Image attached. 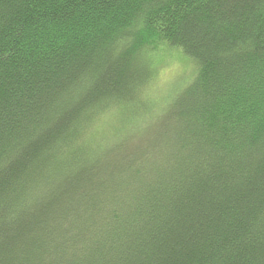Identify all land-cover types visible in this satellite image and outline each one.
Listing matches in <instances>:
<instances>
[{"label":"trees","instance_id":"16d2710c","mask_svg":"<svg viewBox=\"0 0 264 264\" xmlns=\"http://www.w3.org/2000/svg\"><path fill=\"white\" fill-rule=\"evenodd\" d=\"M0 264H264V0H0Z\"/></svg>","mask_w":264,"mask_h":264},{"label":"rangeland","instance_id":"374dc122","mask_svg":"<svg viewBox=\"0 0 264 264\" xmlns=\"http://www.w3.org/2000/svg\"><path fill=\"white\" fill-rule=\"evenodd\" d=\"M157 59L155 62L157 71L151 88L153 96L157 92H161L166 86H170L177 78L184 74H191L195 69L193 62L176 50L166 51L165 55ZM108 118L111 119V117Z\"/></svg>","mask_w":264,"mask_h":264}]
</instances>
